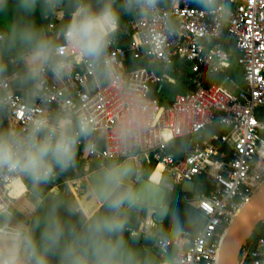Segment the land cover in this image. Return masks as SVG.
I'll return each mask as SVG.
<instances>
[{"label":"built area","instance_id":"obj_1","mask_svg":"<svg viewBox=\"0 0 264 264\" xmlns=\"http://www.w3.org/2000/svg\"><path fill=\"white\" fill-rule=\"evenodd\" d=\"M133 25L111 38L113 75L71 56L67 75L56 79L48 72L43 92L26 96L6 74L0 76V96L6 92L9 102L2 107L17 129L61 107L87 114L94 130L81 139L77 158L88 168L133 159V182L153 163L164 166L161 181L182 185L199 178L207 186L194 200L203 226L171 235L158 230L156 244L162 253L173 250V264H219L230 225L264 185V0H215L210 9L198 0H159L154 13L136 11ZM56 26L49 24L54 32ZM125 35L129 42L117 45ZM178 79L186 89L171 101L154 93V84ZM215 122L222 130L205 134ZM125 125L136 129L127 142L118 135ZM17 179L0 173V210L10 216V185ZM238 264H264V237L247 240Z\"/></svg>","mask_w":264,"mask_h":264},{"label":"clouds","instance_id":"obj_2","mask_svg":"<svg viewBox=\"0 0 264 264\" xmlns=\"http://www.w3.org/2000/svg\"><path fill=\"white\" fill-rule=\"evenodd\" d=\"M45 7L58 0H44ZM159 0H124L126 13L138 11L142 16L154 13ZM210 9L215 0H198ZM8 0H0L3 12ZM37 0H17L14 10L34 14ZM121 15L115 0H98L94 8L90 0H76L74 11L60 32L63 43L44 36L34 26H11L8 41L21 45L24 69L19 74L21 85L37 96L43 92L46 76L51 72L62 79L72 69L71 56L89 62L94 68L111 76L115 73L107 57L111 38L120 24ZM4 37L0 36V41ZM6 65L0 59V76ZM9 102L5 92L0 105ZM94 130L87 114L76 113L67 107L54 115H35L23 129H0V173L12 174L30 181L32 190L39 191L60 172L73 167L79 154L81 139ZM136 129L127 125L119 130V137L127 142ZM126 167L106 169L99 181V191L104 194L106 212L95 211L90 204L88 214H79L76 221L66 220L60 214V204L53 201L43 216V228L37 237L40 220L32 223L12 222L9 214L0 210V264H141L138 253L128 246L124 238V222L121 210L125 204H133L137 194L124 187L130 173ZM157 183V182H153ZM73 215H76L73 212ZM177 224L175 231L181 232Z\"/></svg>","mask_w":264,"mask_h":264},{"label":"crops","instance_id":"obj_3","mask_svg":"<svg viewBox=\"0 0 264 264\" xmlns=\"http://www.w3.org/2000/svg\"><path fill=\"white\" fill-rule=\"evenodd\" d=\"M17 3V0H8V4L6 8L4 9L3 12H0V33L3 35L4 39L3 41H0V59L3 60L4 64L7 63L6 67L7 71L3 75L6 74H11L13 76L12 82L14 84V88L17 92L22 93L26 96H30L28 92V86L21 85L20 80H19V74L23 72L24 69V64L23 60L21 59V53L23 51L21 45L18 43L15 45H11L8 41V36H9V29L11 26H16L19 28H23L25 26L31 25L34 26L37 31L41 32L44 36H47V32L45 30L44 23L40 18L37 16L36 12L34 14L28 15V14H23L19 12L18 9L14 10V4ZM94 3V2H90ZM124 1L122 2L121 6L123 8ZM64 8V0H58V2H54L53 6L49 7L52 11H58L62 10ZM44 9L42 8V11ZM48 13V12H47ZM135 19V12H133V21ZM62 16L59 17H53L51 16L49 21L50 22H55L57 25L61 24L63 22ZM49 26V25H48ZM120 26V24H119ZM134 27V25H133ZM128 28L129 30H132L130 27H125ZM123 28L122 30H124ZM57 29V26H56ZM55 29V32H56ZM49 30L51 32L49 38H55V36L60 37L59 34L56 35L53 33L49 27ZM122 30L116 31V35L122 34ZM128 36V35H125ZM124 36V37H125ZM122 37V38H124ZM12 66V68L10 67ZM181 82L183 84V90L186 89V84L185 82L181 81V79H178V82ZM177 83H172V82H166L164 83V87L162 89L163 97L166 101H171L172 98L178 93V92H173L172 89L168 90L169 93L167 92L166 84L167 85H174L178 84ZM168 87V86H167ZM1 95V93H0ZM13 120L7 116L2 109V105H0V129H7L13 127ZM183 141H179L176 144L178 146L183 145ZM76 166V171H81L84 170L86 172V175L89 176L91 173L95 172L96 170L93 168H88L87 165H85V162L82 160L76 158V162L74 164ZM156 164H150L148 165V169L146 172L149 171V176L148 178L151 177L154 169L156 168ZM164 170V166H163ZM79 174V173H77ZM62 172L57 170V175L53 177V179L45 185L40 186L39 191H33L32 186L30 181L26 179H17L19 180L18 182L10 185V193L15 199L14 201V206H13V212L11 217V220L13 223L17 221H24L27 223H32L35 221L37 218L40 220V228L37 229L36 235L37 237L39 236L40 231L43 228V216L45 212L47 211L48 207L52 204L53 201H56L60 204V210L66 203L65 201V196H64V186L67 184L70 188L72 187V183L74 185V190L77 192L78 197H74L75 203H77L74 208H70V210H61L60 214L62 217H64L66 220H72L76 221L79 218V214H88L90 210V204L95 205V211H99L102 203L101 202H92L93 198V190L89 186L87 188V191L82 187V181L83 178H81V175L79 177H76L74 179L72 178H62ZM163 176V171L161 178ZM83 177V175H82ZM161 178L158 182H161ZM85 179V178H84ZM151 179V178H150ZM206 184L200 183V188L197 189L195 192H198V194H201L202 191H205L206 189ZM79 190V193L78 191ZM81 194V195H79ZM75 196V195H74ZM193 199V204L195 205ZM142 205L146 207H158V206H153V205H147L143 204ZM134 205V204H133ZM130 207H134V206ZM127 210L129 207H126ZM197 209V208H196ZM198 210V209H197ZM150 211V210H149ZM73 212L76 213V215H73ZM142 212V213H141ZM126 214H133L137 219L138 223L137 224H126L125 222L127 221L126 218L123 219L124 222V238L128 243V246L132 249H134L137 253L138 256L147 258L152 264H173L174 263V254H173V260L169 262L166 260V257L170 255V253L173 251L168 250L167 252L162 253V251L159 249V247L156 244V236L154 233H156L158 230H162L165 234L171 235L175 233V228H166L165 224L163 223L164 219L167 218L169 220V217L171 215L168 214V208L166 206L160 207L159 210H153L152 212L147 213L145 210H139L133 208V210L126 212ZM142 214V215H141ZM185 229V228H183ZM153 237L154 240L152 243L146 242L148 238ZM249 245V243H248ZM146 252L152 254L156 260V262L153 261V259H150L147 255ZM174 253V252H173ZM52 264H57V258L52 257Z\"/></svg>","mask_w":264,"mask_h":264},{"label":"water","instance_id":"obj_4","mask_svg":"<svg viewBox=\"0 0 264 264\" xmlns=\"http://www.w3.org/2000/svg\"><path fill=\"white\" fill-rule=\"evenodd\" d=\"M130 37L125 36L117 42L119 46H125L129 42ZM120 167L129 168L131 171L124 181V187L137 194L138 199L135 203H143L158 207L165 206L166 199L171 191V188L162 182L153 183L147 176L141 177L139 180L133 182L136 172V164L133 159H129ZM107 168H101L91 173L88 176V182L98 197V201L102 206L98 212H106L104 203V194L99 191V181L102 173ZM180 191L183 193H195L196 183L194 180H187L180 185ZM134 204V203H133ZM133 204H125L124 207H130ZM0 216V220H3ZM264 221V185L253 196L251 202L240 212L234 222L230 225L226 236L224 238L219 264H238L243 248L251 237L253 232ZM141 264H152L147 258L138 256Z\"/></svg>","mask_w":264,"mask_h":264},{"label":"trees","instance_id":"obj_5","mask_svg":"<svg viewBox=\"0 0 264 264\" xmlns=\"http://www.w3.org/2000/svg\"><path fill=\"white\" fill-rule=\"evenodd\" d=\"M123 1L124 0H115V6L121 15L120 26H119L120 31L125 27H130L131 29H133V13H126L124 11V9L121 6ZM75 3H76V0H64V8L62 10H58V11L54 12L51 9H49V7L48 8L45 7L44 0H37V7H36L35 12H36L37 16L40 18V20H42V22L44 23L48 38L51 34V32L49 30V26H48L49 25L48 20L50 19V17L53 16V17L57 18L59 16H62V18L64 19L61 24L57 25L56 32H53L56 35L60 34L63 26L65 24H67V22L69 21L70 16H71V12L74 11ZM91 4L94 8L98 7V1L91 3ZM42 8L44 9L43 11H42ZM50 39H53L57 43H59L61 41V38L60 37L57 38V36H55V38H50ZM139 63L143 64V63H145V61H139ZM5 65H7V63ZM10 67L12 68V66H10ZM7 68H9V67H6V71H7ZM228 72L231 73L232 71L229 69ZM221 78H222V76H219L216 78L207 77L205 79V83L210 84L213 81L221 80ZM163 87H164V84H162V83L154 84L153 85L154 93H158L159 91H162ZM162 99L165 101L164 97ZM2 109H3V107H2ZM221 130H222L221 125L218 122H215L211 127H209L206 131H204V133L209 135L215 131H221ZM149 174H150L149 171L146 172V176H149ZM162 184H166L168 187L171 188V191L169 194H176V193H178V191H180V185L174 184L173 182H170L167 179L163 180ZM184 194L186 195L187 200H193V199H196L200 196V194H198V192L184 193ZM165 206L168 208V214L171 215V213H172L171 204H168L166 202ZM125 209H127V208L123 207L121 210L122 219H124V218L127 219V221L125 222V225L128 223L129 224H137L138 219L133 214L127 215L125 212ZM197 214L198 215L195 216V220L192 223L182 224V223H180V221L178 219L170 222L169 220H167V218L164 219L163 223L165 224L166 228H175L176 229L177 224H179L182 226V229L185 228V229L196 230L197 228L203 226V224L205 222V219L203 218V216L199 210H197ZM254 237H264V222L261 223V225L259 226V230ZM153 240H154V238L150 237L147 239L146 242L152 243Z\"/></svg>","mask_w":264,"mask_h":264},{"label":"rangeland","instance_id":"obj_6","mask_svg":"<svg viewBox=\"0 0 264 264\" xmlns=\"http://www.w3.org/2000/svg\"><path fill=\"white\" fill-rule=\"evenodd\" d=\"M136 63L140 64L139 61ZM155 69L160 72L162 67L160 65H155ZM233 70H234L238 80L243 81L242 80V70H241L240 65H238L237 63H234ZM165 86H166L165 89L167 90L168 93H169L168 90H170V89H172L174 93L184 91L183 90V84L180 81L178 82V84H174V85H167L166 84ZM161 169H162L161 166H158L157 168H155L153 173H152L153 176L151 175L150 178L151 179L153 178L156 182H158L161 178V175H162ZM77 173H79V174H77ZM62 174H63L62 175L63 179L67 178V177L74 179V178L79 177L81 175V178H83V181L81 183L82 184L81 188H83L87 191V188L90 186L86 172L84 170H81L80 172L76 171V166L69 168L67 171L62 172ZM82 175H83V177H82ZM195 183H196V188L199 189L200 188L199 178L196 179ZM63 186H64V192L63 193L65 196V200H66L65 202L66 203L64 204V206L62 207L61 210L62 211L67 210L68 211V210H70V208H74V206L77 205V203H75L76 198L74 199V197H77V198H79V197H78L77 192L74 190L73 183H72V187L70 186V188L67 184H65ZM77 191L79 193V190H77ZM79 195H81V194H79ZM166 202L168 204H171V206H172V213H171V216L169 217L170 222L178 219L180 221V223H182V224L192 223L195 220V216H197L199 214V213L197 214V209H196V206L193 204V200H187L186 195L181 191H178V193H176V194H169L167 199H166ZM133 206L134 207H129L128 210L125 209V212L131 211V210H133V208H135V209H139L141 211L145 210V212L147 211V213H149V212H152L153 210H159V208H160V207H146V206L142 205L141 203H134ZM258 230H259V227L253 232L251 237H254L257 234ZM250 238H248V242L250 241ZM173 254L174 253L172 251L170 253V255H168L166 257V260L171 262L173 260ZM146 255L150 259H153L154 262H156V260L152 254L146 252Z\"/></svg>","mask_w":264,"mask_h":264},{"label":"bare ground","instance_id":"obj_7","mask_svg":"<svg viewBox=\"0 0 264 264\" xmlns=\"http://www.w3.org/2000/svg\"><path fill=\"white\" fill-rule=\"evenodd\" d=\"M158 166H161L162 167V169H161V173H162V171H163V165L162 164H158L157 166H156V168L158 167ZM151 180H153V179H151ZM19 180H17V181H15L14 183H16V182H18ZM153 181H155V180H153ZM156 182V181H155ZM92 202H99L98 201V197H97V195L94 193V195H93V198H92Z\"/></svg>","mask_w":264,"mask_h":264}]
</instances>
